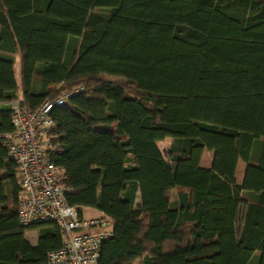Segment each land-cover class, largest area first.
<instances>
[{
  "label": "trees",
  "instance_id": "1",
  "mask_svg": "<svg viewBox=\"0 0 264 264\" xmlns=\"http://www.w3.org/2000/svg\"><path fill=\"white\" fill-rule=\"evenodd\" d=\"M16 57L28 110L83 89L47 136L67 203L115 221L99 264H264V0H0V134L15 130ZM20 196L0 142V264H45L65 233L21 227Z\"/></svg>",
  "mask_w": 264,
  "mask_h": 264
},
{
  "label": "built area",
  "instance_id": "2",
  "mask_svg": "<svg viewBox=\"0 0 264 264\" xmlns=\"http://www.w3.org/2000/svg\"><path fill=\"white\" fill-rule=\"evenodd\" d=\"M82 88L60 95L36 110H28L22 100L11 104L12 133L0 134L8 157L17 165L20 189L18 219L21 227L38 222H54L65 233L60 249L49 252L45 264H99L102 243L114 236L115 221L106 216L80 219L76 207L69 205L62 183L63 171L52 161L54 150L48 132L54 125L51 113L68 105L69 97Z\"/></svg>",
  "mask_w": 264,
  "mask_h": 264
},
{
  "label": "crops",
  "instance_id": "3",
  "mask_svg": "<svg viewBox=\"0 0 264 264\" xmlns=\"http://www.w3.org/2000/svg\"><path fill=\"white\" fill-rule=\"evenodd\" d=\"M13 70H14L15 80H16L18 87H19V93H18L17 100H19V99L22 100L23 99V93L21 91V63H20L19 57L15 58ZM171 144H172V139L166 138L164 141L158 142L157 146H158V148L162 154H167L170 150ZM214 159H215V152L206 150V151H204V153L202 155L200 166L206 170H212ZM247 168H248L247 163H245L243 160H239V162L237 164L236 173H235V180L239 186H242L244 184ZM181 192H183V190L175 189L174 193H173L172 204H173V207L176 209H178L180 207V204H181L180 198H179V195ZM242 197L245 200H247V199L249 200V198H251L250 194L247 192H243ZM140 204H141V197H140V194H138V197L136 199V205L138 206ZM86 210H92V211H94V213L87 216L85 213ZM245 214H246V206L242 204L239 206L237 219H236V233H237L238 238L240 237L242 230H243ZM102 215H104V214L99 212L96 209H92V208H85L84 209V217L85 218H93V217H98V216H102ZM25 236H26V239L29 241V243L33 247H36L38 245V243H39L38 231H36V230L26 231Z\"/></svg>",
  "mask_w": 264,
  "mask_h": 264
},
{
  "label": "rangeland",
  "instance_id": "4",
  "mask_svg": "<svg viewBox=\"0 0 264 264\" xmlns=\"http://www.w3.org/2000/svg\"><path fill=\"white\" fill-rule=\"evenodd\" d=\"M103 79L105 80H108V81H113V82H116V83H121L123 85L126 84V81L124 78H121V77H114V76H108V75H103L102 76ZM86 215H91L92 213H94V211L92 210H86Z\"/></svg>",
  "mask_w": 264,
  "mask_h": 264
}]
</instances>
